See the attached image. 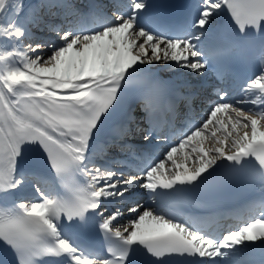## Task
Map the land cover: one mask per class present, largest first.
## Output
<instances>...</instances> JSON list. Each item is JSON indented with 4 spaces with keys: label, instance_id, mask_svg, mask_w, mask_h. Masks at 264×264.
I'll list each match as a JSON object with an SVG mask.
<instances>
[{
    "label": "snow or ice",
    "instance_id": "6c2138e0",
    "mask_svg": "<svg viewBox=\"0 0 264 264\" xmlns=\"http://www.w3.org/2000/svg\"><path fill=\"white\" fill-rule=\"evenodd\" d=\"M6 5L18 7L16 0H0V13ZM131 8V16L116 15L115 22L100 31L75 35L65 31L60 35L64 43L54 48L22 46L23 31L15 23L0 22V38L11 47L0 50V190L21 183L14 172L25 143L41 146L63 187L59 195L54 189L38 187L36 199L0 209V240L17 253L19 264H36L42 257L61 258L62 264H125L132 245L142 246L156 260H213L228 255L222 250L245 241H264V209L219 238L139 203L127 208L131 214L127 225L121 223L125 218L121 208L109 212L102 207L110 197H121L128 185L139 183L150 192L192 185L218 160L239 164L242 158L251 157L264 169V71L248 80L245 98L235 102L240 106L223 102L222 95L221 102L215 103L198 126L140 175L124 176L86 162L93 130L113 107L129 69L137 64L172 62L201 73L212 55L209 40L202 42L201 50L196 49L192 41L199 40L198 35L168 38L138 28L136 12L144 4L133 0ZM225 8L241 32L264 21V0H203L196 27L204 28L213 12ZM45 47L52 48L50 54H45ZM258 52L264 69V45ZM166 96L163 82L145 84L139 93L140 107L149 117L158 111L175 115ZM176 96L191 99L179 92ZM134 121L129 114L128 123ZM127 133L125 124L117 135ZM81 176L86 178L83 184L77 182ZM87 211L99 217L107 257L80 251L58 231L62 216L73 221L69 228L88 227L74 222L83 219ZM135 255L133 250L128 264H134Z\"/></svg>",
    "mask_w": 264,
    "mask_h": 264
},
{
    "label": "rangeland",
    "instance_id": "374dc122",
    "mask_svg": "<svg viewBox=\"0 0 264 264\" xmlns=\"http://www.w3.org/2000/svg\"><path fill=\"white\" fill-rule=\"evenodd\" d=\"M28 0H16L17 4H18V7L16 8H13L11 7L10 5H6V8L5 10L0 13V22H10V18L12 17V15L20 8L21 5H23L24 3H26ZM2 17V18H1ZM6 18V19H5ZM115 22V17H112V18H109L107 19L106 21V24L100 28H97L95 29V31H100L102 30L104 27L106 26H110L112 23ZM18 27V26H17ZM94 31V32H95ZM6 41L7 43V47H10V44L9 42L6 40V39H3V38H0V41ZM23 42V40H22ZM64 43V41H61L60 40V36H55V37H52L50 39H47L46 41H43V42H38V43H32L31 41H24L23 43V46H28L29 44H44V45H51L53 48L54 47H59V46H62V44ZM7 49V48H6ZM4 49V50H6ZM0 50H3L1 47H0ZM9 50V49H8ZM52 48L50 47H45L44 48V52L45 54H50ZM153 64H156V66L158 67H164L166 70H171L169 67H166L164 63H153ZM207 143V142H206ZM163 151H167V149H164ZM23 185L29 189V191L34 195V196H37V191H36V187L32 184H30L28 181L24 180L23 181ZM127 210V207L123 208V211H126ZM131 214H128V215H125V218L121 221L122 224H125L128 222V218H130Z\"/></svg>",
    "mask_w": 264,
    "mask_h": 264
},
{
    "label": "bare ground",
    "instance_id": "6f19581e",
    "mask_svg": "<svg viewBox=\"0 0 264 264\" xmlns=\"http://www.w3.org/2000/svg\"><path fill=\"white\" fill-rule=\"evenodd\" d=\"M23 13H24V20L28 21V18L30 16V13L28 11H25V10L23 11ZM18 28H20L23 32H26V33L31 32V30L29 29V27H24V25H20ZM37 41H41V40L40 39H37ZM0 63H2V62H0ZM151 65H153V64H151ZM18 167L19 166H18V163H17V160H16V168H18ZM17 172H18V170H17Z\"/></svg>",
    "mask_w": 264,
    "mask_h": 264
}]
</instances>
